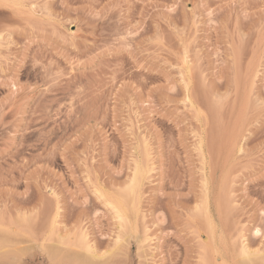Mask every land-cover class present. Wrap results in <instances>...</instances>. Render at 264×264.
Segmentation results:
<instances>
[{"label": "rangeland", "instance_id": "374dc122", "mask_svg": "<svg viewBox=\"0 0 264 264\" xmlns=\"http://www.w3.org/2000/svg\"><path fill=\"white\" fill-rule=\"evenodd\" d=\"M14 245L23 264H264V0H0Z\"/></svg>", "mask_w": 264, "mask_h": 264}, {"label": "bare ground", "instance_id": "6f19581e", "mask_svg": "<svg viewBox=\"0 0 264 264\" xmlns=\"http://www.w3.org/2000/svg\"><path fill=\"white\" fill-rule=\"evenodd\" d=\"M139 171V170H138ZM137 170H136V172H138ZM139 174H140V172H138ZM137 173V174H138ZM138 174V175H139ZM141 175V174H140ZM134 180L132 181L133 182V184L135 183V182H137V180H136V177L134 176ZM133 184L131 185V187H130V190H129V194L131 195H133V192H134V190L137 188H135L134 186H133ZM135 188V189H134ZM131 197V196H130ZM116 200V199H115ZM114 200V203H116V205H114L113 207L115 208L116 207V209H117V211H116V217H118V219L120 218V221H121V218L123 219L125 216H124V213L126 212V211H124L122 208H123V206L121 207V202L119 201V204L117 203L118 201H115ZM118 200V199H117ZM137 200V199H136ZM123 203V202H122ZM110 204H111V202H110ZM112 205H113V203H112ZM132 205V204H131ZM131 209H133V208H131ZM115 210V209H114ZM124 211V212H123ZM128 211V210H127ZM128 212H126V214H127ZM127 216V215H126ZM207 226L209 227V225H208V223H207ZM210 228V227H209ZM210 231L212 230V229H209ZM129 234H131V233H129ZM129 237V236H128ZM84 239V237H82V240ZM62 240V239H61ZM78 240H79V238H78ZM85 240V239H84ZM84 243H85V241H84ZM77 245V244H76ZM80 245H82V242H81V244H80V241H79V247H80ZM15 246V245H14ZM13 246V247H14ZM12 247V248H13ZM16 247V246H15ZM76 247V246H75ZM11 248V249H12ZM20 248V247H19ZM81 248V247H80ZM10 249V250H11ZM14 249V248H13ZM83 249H84V252H85V254L87 255V256H89L90 258H92V259H94V258H98V256H97V254L94 252V250H92L90 247H89V245H83ZM244 249V250H243ZM242 249V252H243V254H244V257H243V259H244V261H250L251 259V257H253L254 256V254H252V252L250 253V252H248V251H246L245 250V248H243ZM3 250V249H2ZM24 250V249H23ZM21 248L20 249H18V246L14 249V251H12L11 250V252L10 253H13V254H11L10 255V253L8 254V255H6V256H8V258L7 259H9V260H7L4 256H1L0 255V257H1V261L2 260H7V262L8 261H10L11 259L9 258V256L11 257V258H13V260L15 261L14 263H22L23 264V257L26 255V253H24V251H23ZM8 251V250H7ZM25 255H24V254ZM1 254H3V255H5L4 254V252H2ZM4 257V258H3ZM29 257V256H28ZM30 258V257H29ZM99 258H101V257H99ZM12 261V260H11ZM11 261L10 262H8V264H11ZM82 261H84V259L82 260ZM81 260H80V262H81V264L83 263ZM3 262V261H2ZM251 262V261H250ZM4 263V262H3ZM6 263V262H5ZM27 262H25V264H26ZM2 264V263H1ZM7 264V263H6Z\"/></svg>", "mask_w": 264, "mask_h": 264}]
</instances>
